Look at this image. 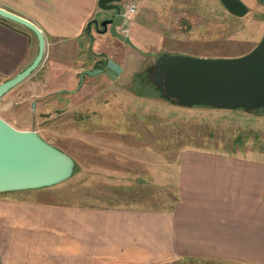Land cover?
<instances>
[{"label":"crops","instance_id":"obj_1","mask_svg":"<svg viewBox=\"0 0 264 264\" xmlns=\"http://www.w3.org/2000/svg\"><path fill=\"white\" fill-rule=\"evenodd\" d=\"M0 8L41 31L36 71L44 65L45 94L64 97L70 109L98 107L100 94L114 97V83L133 65L128 45L92 22L106 16L97 0H0ZM146 34L131 16L129 40L140 49ZM35 51L30 30L0 17V82ZM91 69L100 71L79 80ZM160 154L166 165L168 151ZM174 162L172 199L152 206L0 200V264H264L263 159L182 149Z\"/></svg>","mask_w":264,"mask_h":264},{"label":"rangeland","instance_id":"obj_2","mask_svg":"<svg viewBox=\"0 0 264 264\" xmlns=\"http://www.w3.org/2000/svg\"><path fill=\"white\" fill-rule=\"evenodd\" d=\"M129 1L126 5H134V12L125 24L134 14L143 22L147 39L140 50L154 55L143 56L126 46L133 65L120 82L114 83V97L100 94L98 107L70 109L64 97L45 94L43 65L37 71L36 66L0 98V119L16 130L34 131L74 163L71 176L63 182L0 193V200L23 198L66 206H152L172 199L174 160L182 149L264 161V111L182 108L138 96L149 94L148 69L162 53L216 58L247 52L264 28V0H240L246 12L239 17L229 14L219 0ZM87 134L90 139L86 140ZM166 151L169 160L165 165L160 153ZM161 167L166 170L164 177ZM160 186L169 196L161 193Z\"/></svg>","mask_w":264,"mask_h":264},{"label":"water","instance_id":"obj_3","mask_svg":"<svg viewBox=\"0 0 264 264\" xmlns=\"http://www.w3.org/2000/svg\"><path fill=\"white\" fill-rule=\"evenodd\" d=\"M123 0H97L106 16L93 19L112 37L137 50L126 35L117 31L123 21ZM232 16L246 12L240 0H219ZM0 17L30 30L36 51L30 62L12 77L0 82V98L39 64L44 52L41 31L27 19L0 8ZM152 84L161 96L177 107H208L217 110L253 112L264 108V28L257 42L245 53L230 57H192L162 53L151 64ZM99 69L79 74L93 75ZM74 163L65 153L44 142L34 131H20L0 119V193L50 187L68 179Z\"/></svg>","mask_w":264,"mask_h":264},{"label":"trees","instance_id":"obj_4","mask_svg":"<svg viewBox=\"0 0 264 264\" xmlns=\"http://www.w3.org/2000/svg\"><path fill=\"white\" fill-rule=\"evenodd\" d=\"M138 75V73H135V76H137ZM148 85H150L149 87H150V92H149V94H141V93H138V96H142V97H148L149 99H161V100H164V101H166L167 103H170V104H172V102H170L169 100H167V99H165V98H163L162 96H161V94L159 93V91L157 90V88L152 84V82L151 81H148ZM151 91H153V92H155V93H153V92H151ZM174 105V104H173ZM199 107H201V106H199ZM206 108H208V107H206ZM212 109V108H211ZM264 111V108H261V109H259V110H256V111H253V113H258V112H263Z\"/></svg>","mask_w":264,"mask_h":264},{"label":"built area","instance_id":"obj_5","mask_svg":"<svg viewBox=\"0 0 264 264\" xmlns=\"http://www.w3.org/2000/svg\"><path fill=\"white\" fill-rule=\"evenodd\" d=\"M134 12V5L132 4H127L125 5L124 12H123V23L119 26H117V31L122 34L126 35L127 34V26H126V19L128 18L129 15H132Z\"/></svg>","mask_w":264,"mask_h":264},{"label":"flooded vegetation","instance_id":"obj_6","mask_svg":"<svg viewBox=\"0 0 264 264\" xmlns=\"http://www.w3.org/2000/svg\"><path fill=\"white\" fill-rule=\"evenodd\" d=\"M106 17H108V16H106ZM122 23H123V21H122ZM122 23H121V24H122ZM121 24H120V25H121ZM98 27H100V29H101V26L98 25V26H97V29H98ZM148 72H149V73L147 74V77L151 80V76H152V74H153V68H152L151 65L149 66Z\"/></svg>","mask_w":264,"mask_h":264}]
</instances>
